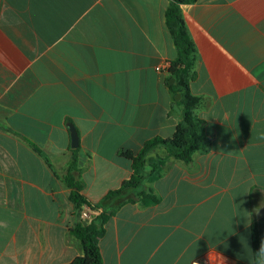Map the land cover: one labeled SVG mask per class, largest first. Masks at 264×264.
<instances>
[{
    "label": "crops",
    "instance_id": "0c3cea01",
    "mask_svg": "<svg viewBox=\"0 0 264 264\" xmlns=\"http://www.w3.org/2000/svg\"><path fill=\"white\" fill-rule=\"evenodd\" d=\"M168 5L0 0V264H69L82 253L70 233L82 219L63 182L68 125L89 206L132 175L121 151L173 136L181 111L167 73L177 55ZM181 16L211 148L189 163L164 146L147 154L142 188L158 201L111 212L103 264H254L253 220L264 243V0H197Z\"/></svg>",
    "mask_w": 264,
    "mask_h": 264
},
{
    "label": "trees",
    "instance_id": "16d2710c",
    "mask_svg": "<svg viewBox=\"0 0 264 264\" xmlns=\"http://www.w3.org/2000/svg\"><path fill=\"white\" fill-rule=\"evenodd\" d=\"M197 0H169V5L165 13L166 25L172 37L177 55L169 63L167 73L169 80L173 83L169 86L173 95H180L176 102L181 111V121L178 123L173 136L169 139L155 138L146 142L139 152L121 151L120 155L129 159L132 163V175L125 180L121 186L109 192L95 206H89L87 201L80 195L82 185L76 180L77 171L76 154L77 149L72 151V158L67 168V174L63 177L64 184L71 189L70 200L75 205L79 214L83 211V206L88 205L91 210H100L97 216L87 221H79L70 229L71 235L80 244L81 255L74 258L69 264H103L99 252L98 240L103 234L104 224L107 222L111 212L133 198L141 205L157 203V197L143 190V183L147 179L146 156L158 146H164L168 154L176 160L189 163L194 153H207L210 151L211 144L204 138L203 131L205 121L198 118L195 109L200 103V98L191 94L189 83L195 78L192 71L195 61V48L191 42L184 20L181 16V6L195 3ZM154 164L151 167L149 177L152 179L161 176V167ZM110 207V212L107 211ZM251 238L253 247L254 264H260L258 252L259 236L255 221L251 225Z\"/></svg>",
    "mask_w": 264,
    "mask_h": 264
},
{
    "label": "water",
    "instance_id": "95a60500",
    "mask_svg": "<svg viewBox=\"0 0 264 264\" xmlns=\"http://www.w3.org/2000/svg\"><path fill=\"white\" fill-rule=\"evenodd\" d=\"M173 83V80H170V84ZM180 99V95H175V101L177 102ZM174 109L179 113V109L177 105H174ZM68 129L70 131L71 135V148L76 149L78 147V136L76 134V131L72 125H68ZM83 224L85 225L86 222L84 221Z\"/></svg>",
    "mask_w": 264,
    "mask_h": 264
},
{
    "label": "built area",
    "instance_id": "2783aa9c",
    "mask_svg": "<svg viewBox=\"0 0 264 264\" xmlns=\"http://www.w3.org/2000/svg\"><path fill=\"white\" fill-rule=\"evenodd\" d=\"M168 66H167V68H168ZM98 213H99V210L91 211L89 209H83L80 216H81L82 221L87 222V221L91 220L92 218H94L95 216H97Z\"/></svg>",
    "mask_w": 264,
    "mask_h": 264
},
{
    "label": "clouds",
    "instance_id": "9594fccd",
    "mask_svg": "<svg viewBox=\"0 0 264 264\" xmlns=\"http://www.w3.org/2000/svg\"><path fill=\"white\" fill-rule=\"evenodd\" d=\"M261 138L264 139V136H262ZM257 254L261 258L260 264H264V243H262L261 248Z\"/></svg>",
    "mask_w": 264,
    "mask_h": 264
}]
</instances>
